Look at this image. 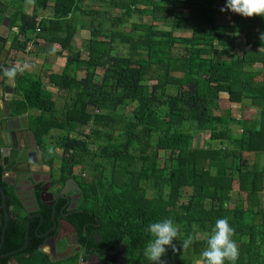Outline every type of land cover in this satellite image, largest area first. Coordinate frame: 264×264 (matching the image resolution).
I'll return each instance as SVG.
<instances>
[{
  "label": "trees",
  "instance_id": "1",
  "mask_svg": "<svg viewBox=\"0 0 264 264\" xmlns=\"http://www.w3.org/2000/svg\"><path fill=\"white\" fill-rule=\"evenodd\" d=\"M84 1L6 4L11 65L30 41L54 43L65 58L60 72L19 71L8 108L27 115L43 162L79 185L81 211L72 222L82 245L101 256L120 250L123 264H152L144 255L153 239L147 225L171 218L180 235L162 260L202 264L207 235L227 217L239 247L235 264H264V16L232 12L226 0ZM81 30L87 38L75 46ZM230 104L254 116L236 117ZM205 132L206 143L195 145ZM0 185L7 205H16L1 174ZM10 227L20 239H6L8 248L22 243L25 225ZM81 253L57 262L32 252L23 264H77Z\"/></svg>",
  "mask_w": 264,
  "mask_h": 264
},
{
  "label": "flooded vegetation",
  "instance_id": "2",
  "mask_svg": "<svg viewBox=\"0 0 264 264\" xmlns=\"http://www.w3.org/2000/svg\"><path fill=\"white\" fill-rule=\"evenodd\" d=\"M9 17L10 13L6 15V11H0V26L3 20H8L6 41L9 42L10 48L12 33ZM9 48L1 49V54L5 59L3 62L7 59ZM2 67L0 68V79L4 75ZM30 132L28 124V127L20 135H17V144L21 147L26 146L29 163L24 161L15 167L7 165L0 168L1 178L7 186L11 187L16 200V205L8 206L6 203L7 220L0 202V264H23L30 259L32 252L45 253L50 259L58 262L66 260L75 252L80 251L82 253L77 264H110V261L104 259L106 255L108 256V252L101 256L102 252L99 250L88 249L87 243L82 245L78 228L72 222V217L78 216L81 211L78 208L79 185L73 178L61 181L57 170L51 169L43 162L39 144L31 132L34 137L33 142ZM39 156L40 161H38ZM35 166L38 167L34 168ZM8 199L7 195L6 202ZM48 218L50 219L49 226L43 227ZM12 224H21L25 227L22 233V243L8 248L5 245L6 239L16 238L15 231L10 227ZM54 226L55 228H53ZM86 229L85 225L83 227L84 235ZM17 239L20 238L17 237ZM111 259L115 264H123L124 261L120 250L119 254ZM28 263L31 264L30 261Z\"/></svg>",
  "mask_w": 264,
  "mask_h": 264
},
{
  "label": "clouds",
  "instance_id": "3",
  "mask_svg": "<svg viewBox=\"0 0 264 264\" xmlns=\"http://www.w3.org/2000/svg\"><path fill=\"white\" fill-rule=\"evenodd\" d=\"M225 7L244 17L264 16V0H226ZM224 10L225 8L221 9V11ZM262 37L264 34L261 35ZM22 70L18 66H12L3 69V74L14 78ZM146 231L151 234L153 239L147 243L144 255L152 264H165L162 257L166 254L168 247H171L174 252L176 251L173 240L180 235L179 227L171 218H166L148 224ZM234 234L235 230L230 226L228 218H218L207 235L206 247L201 253L202 264H225V261L235 264L239 257V247L232 238ZM192 240L193 238L188 236L183 240L181 247L189 248Z\"/></svg>",
  "mask_w": 264,
  "mask_h": 264
},
{
  "label": "water",
  "instance_id": "4",
  "mask_svg": "<svg viewBox=\"0 0 264 264\" xmlns=\"http://www.w3.org/2000/svg\"><path fill=\"white\" fill-rule=\"evenodd\" d=\"M6 31H8V20H3V23L0 26V68L2 67V63L4 60V55L1 54V49L3 48L7 50L9 48V42L6 41L7 38ZM3 44L5 45L3 46ZM8 91L12 92L13 87L6 85L5 82H0V168L2 166H7V165H14L15 167V165L24 161H27V163H29L26 146L23 145L21 147L17 144L18 141L17 135H20L22 131H24L28 127L27 115L26 114L20 116L12 115L10 109L8 108V101L11 99L10 98L11 93L6 94ZM30 135L32 137L31 139L34 142V137L31 132ZM38 161H40V156L38 157ZM0 197H1V205L5 214V218L7 220V206H6L7 195L1 185H0ZM53 228H55V226ZM118 254H119V250H117L113 254H108V256L106 255L104 259L110 261L111 262L110 264H115L111 258ZM83 260H85V257H83Z\"/></svg>",
  "mask_w": 264,
  "mask_h": 264
},
{
  "label": "crops",
  "instance_id": "5",
  "mask_svg": "<svg viewBox=\"0 0 264 264\" xmlns=\"http://www.w3.org/2000/svg\"><path fill=\"white\" fill-rule=\"evenodd\" d=\"M85 4H91L92 1L90 0H85ZM7 3L4 0H0V11H6V15L11 12V8L9 5H6ZM53 5V1L49 2V6ZM94 6H99L97 3L93 4ZM50 8L44 10L45 14L42 15H49ZM42 12V13H44ZM84 31L85 36H82L83 39L87 38V32L85 30H81V32ZM80 34V32L77 33V35ZM77 35L74 37L72 44L75 46H79L80 42L77 43L76 40L77 38L79 39V36ZM31 49L29 51H23V52H18L17 56L13 60V65H11V61L6 59L2 63V71L5 68H9L10 66H18L22 68V71H28L33 74H37L40 71L44 70H51L53 72H60L64 66L65 58L63 56H59L56 54V50L58 49V46L54 43L46 42L45 40H40L37 45H32L31 44ZM5 60V59H4ZM81 71V70H80ZM80 71L78 72V75H81ZM83 72V70H82ZM84 74V72H83ZM82 74V75H83ZM6 85L12 86L14 88V80L13 78H7L4 80ZM48 90L52 91H57V88L54 86L47 85L46 86ZM11 96H14L16 94L15 89H13L12 92H7L6 94H10Z\"/></svg>",
  "mask_w": 264,
  "mask_h": 264
},
{
  "label": "rangeland",
  "instance_id": "6",
  "mask_svg": "<svg viewBox=\"0 0 264 264\" xmlns=\"http://www.w3.org/2000/svg\"><path fill=\"white\" fill-rule=\"evenodd\" d=\"M4 1L6 3H8V0H4ZM225 6L226 5H224V7ZM42 12H44V11H41L40 14H45V12L44 13H42ZM220 18H222L224 21H227L226 19H230V15L226 14L224 16H221ZM145 19H148V18L145 17ZM126 26H128V24H126ZM80 33L82 35H80V34L77 35V37L79 36V39L77 38V40H76L77 43H79L83 39L82 36H85L84 31H82V32L80 31ZM175 34L176 35H189L190 32L188 30H176L175 31ZM80 73H81V75H79V76H82V74H83L82 70L80 71ZM61 97H62V95L60 96V93L58 91H54V98L58 101V105L62 104V102H63V98H61ZM225 97H226V94L222 93L221 98L224 99ZM221 104H222L223 109H225L226 107H225L224 103H221ZM230 112L232 114H235L236 117L237 116H240L241 114H243V116H246V117H253L254 116V114H253V112H254L253 111V108H250L249 107L248 109H244L241 104H230ZM233 128H234V130H239V128L235 124H234ZM207 138H208V133L207 132L197 134L194 137L195 145L201 146V145L205 144L206 141H207ZM224 143H226V141H224ZM160 154L162 156V152ZM247 156L249 158L251 156L253 158L256 157L253 153H249V154H247ZM260 159L262 160L263 157L260 158ZM37 167L38 166H35L34 168H37ZM79 171H80L79 168H76L75 169V172L76 173H78ZM189 192H190V188L185 189V193L186 194H188ZM237 197H238V194H237V191L235 190V191H233V194H232V202H234Z\"/></svg>",
  "mask_w": 264,
  "mask_h": 264
},
{
  "label": "built area",
  "instance_id": "7",
  "mask_svg": "<svg viewBox=\"0 0 264 264\" xmlns=\"http://www.w3.org/2000/svg\"><path fill=\"white\" fill-rule=\"evenodd\" d=\"M31 41L28 43V45H27V47H26V50H29V49H31Z\"/></svg>",
  "mask_w": 264,
  "mask_h": 264
}]
</instances>
